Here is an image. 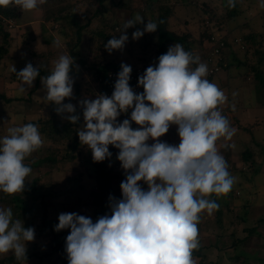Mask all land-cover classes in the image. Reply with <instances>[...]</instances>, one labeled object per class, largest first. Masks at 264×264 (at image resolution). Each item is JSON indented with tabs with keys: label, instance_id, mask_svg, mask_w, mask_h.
<instances>
[{
	"label": "clouds",
	"instance_id": "9594fccd",
	"mask_svg": "<svg viewBox=\"0 0 264 264\" xmlns=\"http://www.w3.org/2000/svg\"><path fill=\"white\" fill-rule=\"evenodd\" d=\"M46 2L0 0V7L11 4L32 11ZM227 5L234 8L236 0H227ZM143 23L139 14L126 21L119 38L113 36L106 50L110 54L122 50L129 39L125 30ZM157 28L156 22L148 21L143 30L132 33V39ZM54 44L59 47L60 41ZM73 63L70 54L59 56L41 81L46 89L44 99L57 105V114L67 113L65 118L75 124L80 120L74 114L76 107L63 103L73 97L74 81L69 75ZM120 68L111 97L100 94L79 102L84 124L78 136L91 150L94 162L112 157L109 145L119 149L116 158L126 174L120 184L122 199L110 195V214L95 222L76 212L60 213L54 230H70L65 241L68 264H196L193 252L200 247L201 214L218 210L219 204L211 197L226 196L237 180L216 143L223 138L225 148H235L227 142L236 129L219 108L227 96L206 78L207 64L179 43L169 47L159 56L158 64L147 67L138 78L142 93L130 86L132 68L124 63ZM11 71L22 82L21 94L39 75L31 63L18 73L13 65ZM129 109L130 119L119 122L118 117ZM132 122L140 127L133 129ZM171 125L178 126V145L159 139ZM150 139L151 144L147 143ZM43 143L38 124L7 128V134L0 137V191L23 193L32 172L25 159ZM34 239L33 227L25 228L21 219L14 218L11 207H0V254L11 251L18 261H26V245Z\"/></svg>",
	"mask_w": 264,
	"mask_h": 264
},
{
	"label": "rangeland",
	"instance_id": "374dc122",
	"mask_svg": "<svg viewBox=\"0 0 264 264\" xmlns=\"http://www.w3.org/2000/svg\"><path fill=\"white\" fill-rule=\"evenodd\" d=\"M138 1L140 2V0ZM126 2L128 1L126 0ZM222 2L228 6L227 0H170V4L175 8V15L172 16L168 28L179 36L189 35L188 42L191 43L193 52L201 57V52L209 45L208 41L205 40L206 34H204L208 30L206 21L210 20L212 23L215 22L221 25L228 21V24H224L223 31L212 29V34H228L231 38L230 43L234 42V44L232 43L234 48L231 50L233 53L231 55L236 54L237 56L232 57L236 61L239 59L238 62L244 63L247 59L244 48L236 44L234 40L251 34V32L259 34L264 40V0H236L240 12L232 21H229L225 13L223 14ZM57 12H61L60 15H63L64 8L59 9ZM126 15L127 12L123 11L120 15H117L118 19H113L120 30L128 21ZM155 17V14L151 16L148 13L141 27L144 28L148 21L156 22ZM7 24L10 26V22ZM138 28L136 24L134 28L131 27L125 30L129 39L122 50H115L113 55L114 65L121 66L124 63L131 66L134 63L133 58L135 63L131 68L146 65L149 67L158 64L160 54L157 43V30L153 33L145 32L141 38L133 40L132 33ZM120 34L118 31V37ZM1 41L2 36H0V46ZM72 41L75 42L76 40L72 39ZM173 45L175 44H170L169 47ZM262 48H264L263 42ZM232 57L225 60L230 63L225 70H221L212 77L209 75L206 77L225 92L227 101L219 108L228 119L227 113L237 109L250 108L256 103L258 105L263 103L264 105V87L251 69L257 63V59L254 61L255 63H251L253 60L250 59L246 68L244 65H237L238 62L237 64L231 62ZM110 60L112 59L110 58ZM92 66L86 67L85 72L81 73L82 75L80 74L82 80L80 84H86L90 81L87 83L90 85L84 99H95L100 95L101 80ZM207 66L209 69L208 64ZM259 68L264 70V62ZM233 93H236V95L233 96ZM30 97L31 95L25 98L24 104L22 102L20 108L9 107L4 109V97L0 95V126H6L4 131L11 127V123L5 118L10 116L14 119V110L19 111L18 115H22L23 118H26L31 110L33 113L30 114V117L33 119H41L42 117L48 119L50 117L49 104H45L44 97L39 95L36 102ZM64 102L66 103V101ZM233 105L235 110H233ZM74 106L80 108L78 113L80 116L79 130L84 124L83 109L79 103ZM263 111L261 110L262 114ZM130 114L118 118V121L122 122L124 119H130ZM261 120V118L258 119L257 124H260ZM19 121L15 120L12 123L13 126H22L27 123L22 122L20 124ZM239 122L238 119L230 122L231 126L236 129L232 139L241 141L238 146L225 148L223 138L222 141L218 140L221 145L217 143L219 145L217 146L218 151L227 161L228 171L237 180L226 196L216 197L213 195L211 197L219 204L218 210L211 215L201 214L198 229L200 247L203 246L204 248L201 256L193 255V257L198 258V260L194 259L196 264H264V178L260 174L256 178L255 175L252 176L254 171L257 173L264 171V131L260 135L262 141L252 143L250 132H248L250 129L243 127ZM131 127L137 129L140 126L132 122ZM1 133L0 131V137L3 136ZM42 139L44 141L42 147L25 159V164L31 167L32 172L26 178L23 193H16L6 198L3 196V192L0 191V207H11L14 218L21 219L25 228L33 227L35 230L34 241L28 242L26 245L29 259L23 264H49L48 261L51 262V260H47V258L50 256H54L52 258L53 264L61 263L57 256L60 255L61 244L65 241L64 237L66 239L67 235L70 234V230L60 232L54 230V226L58 224L59 214L76 212L91 217L93 222L102 215L110 214L109 196L111 195L117 200L122 199L120 184L126 178V174L116 158L119 149L112 145H109L112 157L103 162H94L91 150L86 145L81 149L79 148L75 161L67 162L63 161L62 158L65 157V151L69 146L68 141L55 144L44 136H42ZM179 142L175 145H178ZM227 143L231 144L230 141ZM168 144L174 143L168 142ZM251 148H253L252 152L257 163L255 170L250 169V165L244 162L242 157L243 152ZM47 156L48 158L56 156L57 163L45 162L43 159H46ZM258 166H260L259 169ZM261 166L263 167L261 168ZM140 183L144 190H148L143 181ZM31 184H36L37 194L34 193L35 195L31 193ZM17 196L25 204L24 209L16 207L13 203V198ZM220 212H222L221 223H219L218 215ZM232 244H238V248L235 249ZM206 250L209 253H206ZM57 253L59 254L57 255ZM45 258L46 260L43 261ZM235 258H239V261L234 262Z\"/></svg>",
	"mask_w": 264,
	"mask_h": 264
},
{
	"label": "trees",
	"instance_id": "16d2710c",
	"mask_svg": "<svg viewBox=\"0 0 264 264\" xmlns=\"http://www.w3.org/2000/svg\"><path fill=\"white\" fill-rule=\"evenodd\" d=\"M76 3H73V9L74 11L66 12L61 15V18L59 19V23L62 26V29L65 31H69L70 34L73 36V40H76L78 43H80L83 39L84 33H89L88 40L92 42L93 50L97 52V57L95 60V64H93L92 68L95 69V73H97L98 78L101 80V90L100 94L105 90L104 88V79L108 72L112 70H120V66H116L110 61H108L107 56L110 54L106 48L105 45L107 42L115 36L117 39L119 38L117 35L118 28L117 24L113 19H117V12L119 9L125 10L130 19H134L137 14L142 16L144 18V22L146 20V16L148 13L153 16V14L156 15L155 20L158 24L157 28V43L159 48V54H165L170 44H176L179 43L183 45L184 49L186 51L191 52L194 55H197L193 52V49L191 48V43H189V35L185 34L182 36H179L178 34L171 31L168 26L170 24V19L173 15H175V8L170 4V0H127L128 2L125 3L126 0H75ZM106 2L110 3V11L113 18L109 16V18L105 17L106 13ZM84 4L86 8V12L83 14L77 13V9H80V5ZM139 4V5H138ZM221 6V5H220ZM222 8L223 14L225 13L227 15V18H229V21H232L236 18L237 14L240 12L239 5L236 2V6L234 8H229L225 5L224 2H222ZM91 9V10H90ZM20 8L15 5L7 6V7H0V36H2L1 46H0V64L7 55L8 49L10 47V26L9 21L16 20L18 17V12ZM91 11L92 15H91ZM82 17V19L80 18ZM225 17V16H224ZM226 18V17H225ZM96 19L97 25L91 29V22ZM62 20V22H61ZM162 21V23H161ZM7 22V23H6ZM225 23L228 24V21ZM224 23V24H225ZM224 24L221 25L219 23H212V21L207 20L206 26L208 27V30L206 33V39L209 40L210 36L213 35L212 29H215L216 31H223ZM143 24H137L139 27L138 29L142 30L143 27H141ZM213 25V26H212ZM136 26V25H135ZM133 26V27H135ZM150 40L152 39L149 37ZM242 38V46L244 47V51L246 54L247 59H245V62L240 63L238 62L239 59L233 58L232 56H236V54L232 53V48H234L232 45L234 42H231L230 36L227 34V41H226V47L224 49V57L225 60H227L229 57H232L233 60L231 62H238L237 65H244L248 66L250 59L253 60L251 63H255L254 61L257 59V63L251 67L252 72L255 73V77L261 82L262 86L264 87V70L259 68L261 64L264 62V48H262V42L264 44V40L259 34H255L251 32V34H247L241 37ZM236 39V38H235ZM74 43V41H73ZM207 43V42H206ZM234 50V49H233ZM114 50L111 52L113 53ZM202 55L200 57L201 62H206L209 56V49L205 48L204 51L201 52ZM198 56V55H197ZM230 63L227 64L226 67H228ZM148 67V65H146ZM226 67H223L225 70ZM245 68V67H244ZM41 73L39 72V76ZM212 77V76H210ZM78 89H76L73 93L72 98H65L64 101L66 103H72L73 105H78L80 101V95H79ZM63 101V103H65ZM56 107L53 102H50V117L48 119L41 118L37 122H31L33 124L39 125V132L42 136H44L46 139L51 140L53 143L58 144L63 141H68L69 146H67V150L65 151V157L62 158L63 161L72 162L77 159V152L79 148H83L85 145H82L79 140L78 136V128L80 126V121L76 122L75 124L67 120L65 117L67 116V113L64 114H57ZM80 112L79 106H76V113ZM126 114H122L118 118L125 117ZM51 156V155H50ZM244 162L250 165V169L254 170L256 165V160L254 158V154L252 152V149L247 150L243 152L242 154ZM45 162L50 161L53 164L57 163L56 156H52L50 158L43 159ZM245 163V164H246ZM126 179V178H125ZM31 193L35 195L36 192V184H31ZM239 194V193H238ZM3 196L6 198L11 197V195H8L6 193H3ZM13 203L18 208H25V204L21 202L20 197H14ZM219 223L222 222V212L219 214ZM253 233L256 234V232L253 231ZM64 240L66 241L65 237ZM65 241L61 244V251L63 254H65ZM238 241V240H237ZM240 241V240H239ZM234 247H238V244H233ZM203 251L202 247H199L198 250H195L193 255L197 254L200 255ZM29 258L27 257V260ZM236 259V258H235ZM26 260V261H27ZM236 261H239V258L236 259ZM25 261H18L14 254L10 251L5 254H0V264H23Z\"/></svg>",
	"mask_w": 264,
	"mask_h": 264
},
{
	"label": "crops",
	"instance_id": "0c3cea01",
	"mask_svg": "<svg viewBox=\"0 0 264 264\" xmlns=\"http://www.w3.org/2000/svg\"><path fill=\"white\" fill-rule=\"evenodd\" d=\"M73 3H76V1L75 0H67V1L66 0H47L45 4L39 5L37 9H34L32 11H23L20 8L17 19L15 21L14 20L9 21L10 22L9 33H10V39H11L10 47L8 49L7 55L5 56V58L0 64V88H2L1 89L2 91L0 90V95L4 97V100H3V103H4L3 105L5 106L4 109H8L9 107L20 108V105H22V102L24 104L25 98L29 97L30 95H31L30 98H32L34 102L38 100L39 95H42L43 97H45L46 89L44 88L42 84L41 78L49 75L51 70L54 67L53 62L58 60L59 56L65 55V54H70L74 60V63L71 66V71L69 73L70 77L74 81L73 93L76 89H78L80 93L79 94L80 100L84 99V96H86V91L87 89H89L88 87L90 85L87 83H89L90 81H88L86 84H80V81H82L80 74L85 72L86 67L92 66L93 63H95L97 52L93 50L92 42L88 40V37L90 35L89 33L83 34V39L80 43H78L77 38H76V41L73 43L72 34H70L69 31L63 30L62 26L59 23V19L62 17L60 15L61 12L60 13L57 12L59 11V9L64 8L63 13L67 15L66 14L67 11L68 12L72 10L74 11L73 6H72ZM66 5H70V6H66ZM105 5L107 6L105 10L106 11L105 17L109 18L110 16L111 18H113V16L111 15L112 13L110 11V3L106 2ZM76 11L77 13L80 12V14H83L84 12H86V8L84 4L82 5V7L80 5V9H77ZM123 11L125 10L119 9V11L117 12V15L118 14L120 15ZM126 17L128 20H130L128 13ZM80 18L82 19V17ZM61 19H64V18H61ZM91 25H92L91 26V29H92L93 27L97 25V20L94 19L91 22ZM117 28H118V25H117ZM117 30L119 31L120 29L118 28ZM56 40L60 41L59 47H57L54 44V41ZM114 54H115V50L113 53L107 56L108 61H110L113 64L115 63V61H113ZM109 57L112 60H110ZM133 61L135 63L134 58H133ZM28 63H31L33 67L38 68L41 75L37 76L31 88H27V90L21 94L19 93L18 90L21 87L22 82L17 77L16 73L11 71V69H12V66L14 65L16 68V72L18 73ZM134 63H132L130 67H133ZM44 101H45V104H49L48 111L50 112V102H48L46 99H44ZM237 110L227 113V115L229 116V121L233 122L235 121V119H238L240 121L239 122L240 125H243V127H248L250 129L248 132H250L251 142L259 143V140L261 142L262 138L260 137V135L262 131H264V113L262 114L261 112V110H264L263 103H259V105L258 103H256L253 107L246 108V109H239L238 111ZM32 113L33 112L31 110L30 114ZM18 114H19V111L14 110L13 111V115L15 117L14 119H12L10 116L5 118V120L7 119L9 120V122L11 123V127H13L12 123H14L15 120H20L19 123L21 124L22 122H27V123L37 122L38 121L37 119H39V118L37 119L31 118L30 114L27 115L26 118H23L22 115L19 116ZM260 118L262 120L260 121V124H257V121ZM251 126H255V127H251ZM5 127L6 126H3V125L0 126V129H1L0 131L2 132L1 135L3 136L7 134V131H4ZM177 127L178 126L176 125H171L169 128V131L164 136L160 137L159 139L162 142H167V143L172 142L174 143L173 145L177 144V142L180 141V138L176 131ZM147 143L151 144L153 143V141L150 139ZM216 143L219 144L218 141ZM230 143L235 144V146H238V144L241 143V141L239 140L236 141L232 139ZM251 149L253 151V148ZM255 166L257 167V163ZM262 167L263 166H261V168ZM259 168L260 166H258V169ZM259 174L264 178L263 170L260 173L259 172L257 173L256 171H254L252 173V176L255 175V178H256L258 177ZM145 186L148 188L147 184H145ZM202 248L204 247L202 246ZM234 248L237 249L238 247H234ZM206 253H209V252L206 250ZM58 254L59 253H57V255ZM196 255L197 254H195V256ZM53 257L50 256L49 258H47V260H51V262L48 261L49 264H53L52 262ZM57 257L59 258V261L61 260V263H58V264H68V258H67L66 253L63 254L61 251L60 255H58ZM193 258L198 260V258H195V257ZM45 260L46 258L43 261ZM235 261L236 260H234V262Z\"/></svg>",
	"mask_w": 264,
	"mask_h": 264
},
{
	"label": "built area",
	"instance_id": "2783aa9c",
	"mask_svg": "<svg viewBox=\"0 0 264 264\" xmlns=\"http://www.w3.org/2000/svg\"><path fill=\"white\" fill-rule=\"evenodd\" d=\"M226 41H227V35H224L222 33H215L212 36H210V39L208 40L209 56L206 63L209 65V73H208L209 76H214L216 73L223 70V67L227 66V62L225 61V57L223 54L224 49L226 47ZM234 41L236 44L244 48L242 46L243 41L241 37L236 38ZM146 69H147L146 66H138L132 68V72L130 74L131 78L129 83L130 86L133 88L134 92L136 93L143 92V88L138 87V78L144 74ZM120 70H112L106 74L103 82L105 90L101 94H105L111 97L114 91L115 82L117 80V74L119 73ZM131 111L132 109H129L128 113H131Z\"/></svg>",
	"mask_w": 264,
	"mask_h": 264
}]
</instances>
